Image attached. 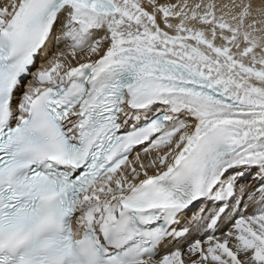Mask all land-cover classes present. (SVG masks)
Instances as JSON below:
<instances>
[{"label": "snow or ice", "instance_id": "6c2138e0", "mask_svg": "<svg viewBox=\"0 0 264 264\" xmlns=\"http://www.w3.org/2000/svg\"><path fill=\"white\" fill-rule=\"evenodd\" d=\"M0 264H264V0H2Z\"/></svg>", "mask_w": 264, "mask_h": 264}, {"label": "bare ground", "instance_id": "6f19581e", "mask_svg": "<svg viewBox=\"0 0 264 264\" xmlns=\"http://www.w3.org/2000/svg\"><path fill=\"white\" fill-rule=\"evenodd\" d=\"M0 2H2V0H0ZM172 2H175V0H172ZM225 2H226V0H225Z\"/></svg>", "mask_w": 264, "mask_h": 264}]
</instances>
